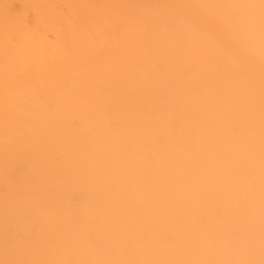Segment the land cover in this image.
Returning a JSON list of instances; mask_svg holds the SVG:
<instances>
[{
	"label": "bare ground",
	"instance_id": "1",
	"mask_svg": "<svg viewBox=\"0 0 264 264\" xmlns=\"http://www.w3.org/2000/svg\"><path fill=\"white\" fill-rule=\"evenodd\" d=\"M0 264H264V0H0Z\"/></svg>",
	"mask_w": 264,
	"mask_h": 264
}]
</instances>
